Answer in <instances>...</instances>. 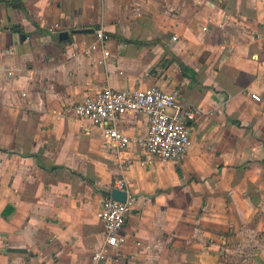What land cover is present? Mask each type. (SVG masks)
Returning <instances> with one entry per match:
<instances>
[{
    "label": "crops",
    "instance_id": "obj_1",
    "mask_svg": "<svg viewBox=\"0 0 264 264\" xmlns=\"http://www.w3.org/2000/svg\"><path fill=\"white\" fill-rule=\"evenodd\" d=\"M6 1L0 264H90L117 177L133 208L106 264H264V0ZM99 29L106 58L90 47ZM106 86L177 90L200 109L185 158L118 151L77 118L73 106ZM119 125L148 130L142 114Z\"/></svg>",
    "mask_w": 264,
    "mask_h": 264
},
{
    "label": "built area",
    "instance_id": "obj_2",
    "mask_svg": "<svg viewBox=\"0 0 264 264\" xmlns=\"http://www.w3.org/2000/svg\"><path fill=\"white\" fill-rule=\"evenodd\" d=\"M97 41L90 47L103 49L104 58L109 57L105 41L108 35L101 29L96 31ZM12 76L13 72H9ZM261 100L259 95H252ZM79 119L103 125L107 139L118 151L128 149L131 144L141 146L148 156L157 155L163 159L183 160L189 149L193 126L191 122L201 110L183 105L179 91L164 90L156 86L118 90L106 86L94 95L85 97L72 108ZM130 113L147 117L146 135L133 137L119 125L120 119ZM114 188L127 193L125 202L114 199L109 194L103 201L100 218L104 222V241L95 249L90 264H106L112 256L118 255L125 243L123 228L132 211L133 199L124 179L117 177Z\"/></svg>",
    "mask_w": 264,
    "mask_h": 264
},
{
    "label": "water",
    "instance_id": "obj_3",
    "mask_svg": "<svg viewBox=\"0 0 264 264\" xmlns=\"http://www.w3.org/2000/svg\"><path fill=\"white\" fill-rule=\"evenodd\" d=\"M94 31H95L94 28H81V29H74L73 33H89V32H94ZM59 37L61 40L69 39L70 37L69 32L67 31L61 32ZM110 194L114 199H117L122 202H125L127 199V193L121 189L113 188Z\"/></svg>",
    "mask_w": 264,
    "mask_h": 264
},
{
    "label": "trees",
    "instance_id": "obj_4",
    "mask_svg": "<svg viewBox=\"0 0 264 264\" xmlns=\"http://www.w3.org/2000/svg\"><path fill=\"white\" fill-rule=\"evenodd\" d=\"M6 2H9L11 4H13L15 7H18V8H23V4L20 0H7ZM108 36H110L108 33H106ZM109 195V193H108Z\"/></svg>",
    "mask_w": 264,
    "mask_h": 264
}]
</instances>
